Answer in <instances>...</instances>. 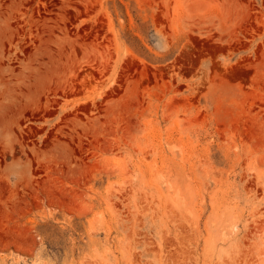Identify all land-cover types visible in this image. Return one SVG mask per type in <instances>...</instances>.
<instances>
[{
  "label": "rangeland",
  "instance_id": "obj_1",
  "mask_svg": "<svg viewBox=\"0 0 264 264\" xmlns=\"http://www.w3.org/2000/svg\"><path fill=\"white\" fill-rule=\"evenodd\" d=\"M0 264H264V0H0Z\"/></svg>",
  "mask_w": 264,
  "mask_h": 264
}]
</instances>
